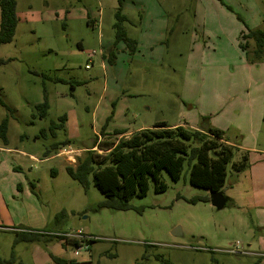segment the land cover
Segmentation results:
<instances>
[{
    "label": "rangeland",
    "instance_id": "1",
    "mask_svg": "<svg viewBox=\"0 0 264 264\" xmlns=\"http://www.w3.org/2000/svg\"><path fill=\"white\" fill-rule=\"evenodd\" d=\"M117 10L138 39L133 55L115 38ZM16 14L12 41L0 45V264H264V207L255 204L264 182L248 174L251 164L264 172V58L238 46L241 33L264 30V0H123L119 9L117 0H16ZM160 120L209 125L256 152L237 172L228 164L223 208L189 201L210 191L189 183L186 163L177 181L161 172L162 192L149 180L125 210L98 207L91 176L84 188L66 172L94 138L116 142L114 129ZM76 232L94 238L78 254L63 235Z\"/></svg>",
    "mask_w": 264,
    "mask_h": 264
},
{
    "label": "trees",
    "instance_id": "2",
    "mask_svg": "<svg viewBox=\"0 0 264 264\" xmlns=\"http://www.w3.org/2000/svg\"><path fill=\"white\" fill-rule=\"evenodd\" d=\"M122 1L117 0L118 9L122 6ZM115 16L117 19L113 24L115 38L122 39L129 53L133 54L136 42L125 35L119 10L116 11ZM17 22L16 0H0V45L12 41ZM240 36L243 41L239 42L238 46L245 52L247 58L256 61L264 58V30L250 29ZM250 42L251 46H249ZM109 56L112 57L113 52H110ZM2 62L4 60L0 59V63ZM44 78L49 77L44 75ZM35 108L40 116H45L48 109L45 96ZM65 120V115L58 117L57 121L49 124V129L53 131L63 128ZM6 123L5 118L0 123V137L4 143H6ZM106 124L107 120L101 127V135L106 134L103 132ZM125 132V129H114V135L122 136L112 143H101L97 137L94 138L83 156L77 158L76 165H67L65 168L68 175L84 188L87 187L88 176H91L93 185L104 196L98 207L114 210L130 208L128 202L133 197L146 195L149 180L153 181L154 192L164 191L167 186L161 179V172L165 171L172 181H177L185 163L188 165L189 183L207 191L221 190L228 164L234 172L247 166V152H240L239 158L234 159L239 150L237 145L227 143L223 131L209 125L172 126L160 120L150 127L139 129L123 137ZM67 142L68 140L53 143L51 147L58 148ZM94 148L102 150L103 153L96 152ZM49 151L47 149L45 155ZM197 200L209 201V197H195L189 201L194 203ZM93 240L94 238L89 237L86 243L89 244ZM72 244L76 246L77 241L73 240ZM52 261L54 264H76L73 260L59 257H52Z\"/></svg>",
    "mask_w": 264,
    "mask_h": 264
},
{
    "label": "crops",
    "instance_id": "3",
    "mask_svg": "<svg viewBox=\"0 0 264 264\" xmlns=\"http://www.w3.org/2000/svg\"><path fill=\"white\" fill-rule=\"evenodd\" d=\"M136 3V2H135ZM65 12H70L71 10H68V9H65L64 10ZM88 12H85V10H82L81 11V14L80 15H78V16H80V17H87V19L89 20V22H90V24H93V19H91V17H89L88 16ZM159 17H162L161 15L159 16ZM161 19V18H160ZM137 39V38H136ZM135 40V39H134ZM135 42H136V48L138 47V39H137V41L135 40ZM109 44V43H108ZM107 44V45H108ZM152 46H154L153 44H151V45H149V47H152ZM105 47V46H104ZM103 52H104V48H103V50H102V54H103ZM134 53V52H133ZM133 55V54H132ZM104 60H105V58H104ZM178 124H182V125H187L188 127H196V125L193 123V122H187V121H183L182 123H177V124H173V125H178ZM172 125V126H173ZM142 128H145L144 126H142V127H139V128H137L136 130H134V131H137V130H139V129H142ZM125 133L123 134V137H127L130 133H132V131H129V130H127V129H125ZM133 131V132H134ZM120 136H122V135H120ZM120 136L118 137V138H120ZM100 138V137H99ZM227 143H230V144H232L231 142H229V141H227ZM235 144V143H234ZM235 145H237V148L239 149V150H237V152H242V151H245V152H253V153H256L253 149H250V148H244V147H242V146H240V145H238V144H235ZM3 147H0V149H2ZM3 149H6V148H3ZM85 149V148H84ZM236 152V153H237ZM31 155V154H30ZM247 155H248V153H247ZM235 158H236V155H235ZM258 159H260V160H262V158H260V157H257ZM262 163H263V160H262ZM253 166H255V165H250L249 166V168H248V174H249V180H256V181H258L259 183H261V182H264V172H262V169H263V167H260V169L259 170H257L256 171V173H254L255 171L253 170ZM223 194H224V191H223ZM225 195V194H224ZM264 195H258V199H257V201H256V203L255 204H260V206L259 207H264V199H263V201L261 202L260 201V199L263 197ZM227 197V196H226ZM228 198V197H227ZM255 207H256V205H255Z\"/></svg>",
    "mask_w": 264,
    "mask_h": 264
},
{
    "label": "water",
    "instance_id": "4",
    "mask_svg": "<svg viewBox=\"0 0 264 264\" xmlns=\"http://www.w3.org/2000/svg\"><path fill=\"white\" fill-rule=\"evenodd\" d=\"M209 201L217 209L224 207L227 201V197L223 194V191H210L209 192ZM174 234H178L176 231H173Z\"/></svg>",
    "mask_w": 264,
    "mask_h": 264
},
{
    "label": "built area",
    "instance_id": "5",
    "mask_svg": "<svg viewBox=\"0 0 264 264\" xmlns=\"http://www.w3.org/2000/svg\"><path fill=\"white\" fill-rule=\"evenodd\" d=\"M90 56H91V54L89 53V57ZM63 235L66 237L65 239H71V240L77 241V245L75 246L74 254H78L79 250L82 247H85V248L87 247V244H83L81 241L90 237L87 235H82L80 232H76L74 234H63ZM230 251H232V250H230ZM232 252H235V250H233Z\"/></svg>",
    "mask_w": 264,
    "mask_h": 264
}]
</instances>
